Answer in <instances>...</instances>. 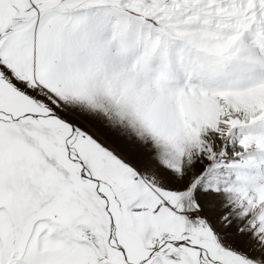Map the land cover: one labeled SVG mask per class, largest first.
<instances>
[{
  "label": "snow or ice",
  "instance_id": "obj_1",
  "mask_svg": "<svg viewBox=\"0 0 264 264\" xmlns=\"http://www.w3.org/2000/svg\"><path fill=\"white\" fill-rule=\"evenodd\" d=\"M0 264H264V0H0Z\"/></svg>",
  "mask_w": 264,
  "mask_h": 264
}]
</instances>
